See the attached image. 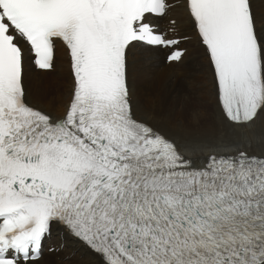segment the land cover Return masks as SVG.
I'll return each mask as SVG.
<instances>
[{
	"label": "snow or ice",
	"instance_id": "1",
	"mask_svg": "<svg viewBox=\"0 0 264 264\" xmlns=\"http://www.w3.org/2000/svg\"><path fill=\"white\" fill-rule=\"evenodd\" d=\"M0 0V264H42L71 239L93 264H264V12L254 0ZM203 50L228 145L193 148L140 115L139 52ZM69 66L60 113L28 77ZM200 153V154H197Z\"/></svg>",
	"mask_w": 264,
	"mask_h": 264
},
{
	"label": "bare ground",
	"instance_id": "2",
	"mask_svg": "<svg viewBox=\"0 0 264 264\" xmlns=\"http://www.w3.org/2000/svg\"><path fill=\"white\" fill-rule=\"evenodd\" d=\"M175 3L179 6L171 10L169 15L170 19L179 21L184 16L183 0H175ZM254 4L258 12H264V0H254ZM169 23L170 20L161 23L168 26L163 30L179 39L178 35L171 33ZM182 48L187 51L179 66H173L176 63L163 65V61L160 60V50L151 54L139 52L131 67L130 85L140 108L141 117L174 136L185 154L192 155L193 148L228 145L235 138V134L232 129L221 126L219 123L211 76L206 67L203 50L194 39ZM54 65L58 71L57 74L53 73L54 79L58 80L62 79L61 76H67L68 84L64 83L67 87L64 90L58 89L54 95L47 94L46 89L40 88L37 79L30 76L31 88L35 89L34 92L29 91V101L35 107L51 110L58 115L62 101H66L69 96V66L65 53L59 46ZM210 105L213 109L212 113L207 108ZM240 135L253 139L257 147L264 146V119L258 120L254 129ZM60 236L61 234L57 233L52 238L56 245L61 243ZM69 241L74 244L73 251L77 252L75 258L81 257L85 264H93L92 257L82 254L78 246L71 239ZM57 262L61 264L62 260ZM62 264H69V262Z\"/></svg>",
	"mask_w": 264,
	"mask_h": 264
},
{
	"label": "rangeland",
	"instance_id": "3",
	"mask_svg": "<svg viewBox=\"0 0 264 264\" xmlns=\"http://www.w3.org/2000/svg\"><path fill=\"white\" fill-rule=\"evenodd\" d=\"M170 18L171 17L168 16L167 18H165V20H170ZM185 45H186V43L182 44L181 47H184ZM160 52H161V50H160ZM192 53L194 54L195 52H192ZM160 60L163 61V65H165V64L166 65H171L172 64V63H169V64L165 63L164 62V57H163L162 54H161V59ZM54 61H55V59H54ZM180 64H181V62L178 63V64L177 63L176 64H173V66H179ZM56 68L57 67L55 65H53L52 71H48V72H45V73L40 72V71H37V70H35L33 68L32 71H31V73H30V75H29V77L30 76L35 77L37 79L38 83L40 84V88L46 89L47 90V94H53L54 95L58 89L64 90L67 87V85H65V84H68V77L67 76H64L63 77V76L59 75V77L61 76L60 78H62L63 80L62 79H58V80H55L54 79V77H53L54 74H57V72H58L56 70ZM68 74H69V72H68ZM65 78H66V81H65ZM28 80L30 81V82L28 81L29 91L32 90L34 92V89L35 88L34 89H33V87L31 88V86H32L31 77L28 78ZM179 80L181 81L180 78H179ZM43 81H45V82H43ZM59 85H61V86L58 87ZM54 87H56V88L54 89ZM207 108H208V110L211 113L213 112V109H212L211 105H210V107H207ZM61 240H62V238H61ZM64 242H65V249L66 250L60 253L62 255L60 256V255H57V253L52 252L53 254L49 256L48 253H47V251H46V253H44V255L42 257V264L43 263H46V262H52V263H55V264H60L59 262H57L58 260H60V261L62 260V263L69 262V264H85L84 261H83L84 259H81V257L75 258L76 255H77V252L76 251L75 252L73 251L74 244H72L69 241V239L63 240V243ZM63 248H64V246H63ZM63 248L61 250H63ZM60 257H61V259H60Z\"/></svg>",
	"mask_w": 264,
	"mask_h": 264
}]
</instances>
